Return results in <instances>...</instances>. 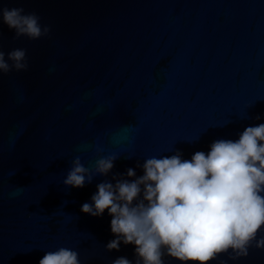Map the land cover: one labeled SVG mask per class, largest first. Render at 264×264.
<instances>
[{
	"label": "water",
	"instance_id": "obj_1",
	"mask_svg": "<svg viewBox=\"0 0 264 264\" xmlns=\"http://www.w3.org/2000/svg\"><path fill=\"white\" fill-rule=\"evenodd\" d=\"M0 7L35 12L50 28L32 40L0 23L5 58L24 49L28 63L0 75V264H39L61 247L78 252L80 264L119 257L136 264L135 245L106 249L116 239L108 210L93 217L81 207L99 183L142 176L149 157L179 151L190 160L264 124V0H0ZM109 155L118 158L106 176L83 188L63 184L77 156L94 171ZM231 255L210 264H264L255 241L247 257Z\"/></svg>",
	"mask_w": 264,
	"mask_h": 264
},
{
	"label": "clouds",
	"instance_id": "obj_2",
	"mask_svg": "<svg viewBox=\"0 0 264 264\" xmlns=\"http://www.w3.org/2000/svg\"><path fill=\"white\" fill-rule=\"evenodd\" d=\"M40 19L23 8L0 7V23L14 30L15 38L47 36L50 28ZM27 68L26 50L14 49L6 59L0 44V75ZM181 155L149 157L139 178L97 185L92 203L81 211L99 217L107 209L112 216L116 239L106 249L133 244L136 264H164L165 255L181 264H210L229 250L231 259L247 257L254 241L264 248V236L257 239L264 229V124L245 128L237 141H214L207 154L197 151L190 160ZM117 158H99L92 171L77 156L63 184L83 188L96 175L106 176ZM126 174L136 176L132 168ZM39 264H80L79 254L61 247L48 251ZM113 264L132 262L119 257Z\"/></svg>",
	"mask_w": 264,
	"mask_h": 264
}]
</instances>
